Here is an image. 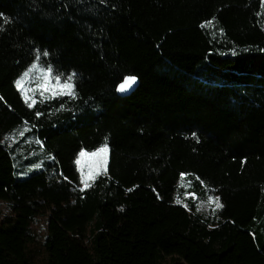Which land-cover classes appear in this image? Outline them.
<instances>
[{"label":"trees","instance_id":"16d2710c","mask_svg":"<svg viewBox=\"0 0 264 264\" xmlns=\"http://www.w3.org/2000/svg\"><path fill=\"white\" fill-rule=\"evenodd\" d=\"M37 52L74 96L27 106L14 81ZM13 132L44 149L23 180ZM105 139L81 191L74 161ZM182 173L214 216L177 203ZM0 200V264H37L41 215L45 264H264V0H0Z\"/></svg>","mask_w":264,"mask_h":264},{"label":"snow or ice","instance_id":"6c2138e0","mask_svg":"<svg viewBox=\"0 0 264 264\" xmlns=\"http://www.w3.org/2000/svg\"><path fill=\"white\" fill-rule=\"evenodd\" d=\"M214 19V18H213ZM212 21H208L205 24H202L201 27L210 26ZM43 56L47 57L48 52L45 50ZM41 54L37 52L34 61L25 69L23 73L14 81V86L17 91L21 92L22 98L29 108H32L37 103V95L40 97L39 102L43 103L46 99H54L58 96H74L75 95V83L74 78L76 73H71L65 76L63 73L55 72L52 65H43L40 63ZM136 81L135 76H125L121 83L116 87V91L120 93L127 92L131 89ZM63 107V106H62ZM37 116H40L41 113L37 111ZM27 122H24V126L17 129L21 136L24 132L29 131L26 127ZM16 132H13L5 137V140H10L15 136ZM195 135V133H193ZM108 154V145L107 140L99 146H97L93 151L85 152L83 148L78 153L77 158L74 163L77 165V169H80L81 166V157L95 158V160L89 159L88 166L91 171L93 168L99 170V174H106V162ZM185 174H181V182H183ZM81 182L85 183V187H89L83 180V173L81 172ZM66 179V178H65ZM199 179V178H197ZM83 191V189H80ZM217 201V207H223L222 204H219V197L214 198ZM213 197H209V201H212ZM177 203H180V200L177 199ZM199 210V207L198 209Z\"/></svg>","mask_w":264,"mask_h":264},{"label":"rangeland","instance_id":"374dc122","mask_svg":"<svg viewBox=\"0 0 264 264\" xmlns=\"http://www.w3.org/2000/svg\"><path fill=\"white\" fill-rule=\"evenodd\" d=\"M38 96V95H37ZM28 132V131H26ZM19 139L12 138L9 140V144L13 145L18 141ZM19 144L27 145V149L19 148L14 151L12 154L13 158H17V156H21V172L16 173V178L19 180H23L28 178L29 175L35 173L36 171L39 170L40 168V161L38 160H31L33 157L37 158L40 157L44 154V149L42 148L40 141L35 138L34 134L30 133L24 137V140H19ZM31 147L35 148V152H30L29 149ZM48 160H51V157L47 156ZM81 166L80 169L78 170V173L80 175V180L81 178V172L83 173V180L87 183L90 184L95 177L99 176V170L93 168L91 171L89 170L88 166V161L89 159L95 160V158H89V157H81ZM108 159H109V152L107 154V162L105 165V168H107L108 165ZM28 160V161H25ZM82 186L80 189H84L85 183L81 182ZM190 189V184L185 183L184 181L181 182V179L178 182L177 190H176V197L180 200V203L183 204V206L186 207V204H184L185 200H190L191 203L195 204V213L200 215L203 218L207 217H212L216 214V211L218 210L219 207H217V201L214 199L212 201H209V197H212L210 195L202 197L200 200L195 199V196L192 194H187ZM198 192H202L201 189L198 190ZM184 194V195H183ZM219 203V202H218ZM9 201H3L0 200V220L4 218L5 216L9 215ZM199 207V210H197ZM38 221L34 224L33 226V232L35 234L34 239L35 242L33 243L32 246V251L35 255L37 264H45V255H44V249L42 247V244L45 239L46 235V222L47 218L45 216H38Z\"/></svg>","mask_w":264,"mask_h":264},{"label":"water","instance_id":"95a60500","mask_svg":"<svg viewBox=\"0 0 264 264\" xmlns=\"http://www.w3.org/2000/svg\"><path fill=\"white\" fill-rule=\"evenodd\" d=\"M137 87H138V81H137V79H136L134 85L131 87L130 90H128L127 92H124V93H120V92H117V91H116V93H117V95H118L119 97H126V96L132 94V93L137 89Z\"/></svg>","mask_w":264,"mask_h":264}]
</instances>
